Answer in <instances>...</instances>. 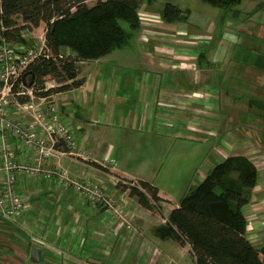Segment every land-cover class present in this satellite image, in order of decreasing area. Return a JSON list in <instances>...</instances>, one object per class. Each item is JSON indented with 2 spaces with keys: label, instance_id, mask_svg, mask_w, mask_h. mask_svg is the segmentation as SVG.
I'll return each instance as SVG.
<instances>
[{
  "label": "crops",
  "instance_id": "0c3cea01",
  "mask_svg": "<svg viewBox=\"0 0 264 264\" xmlns=\"http://www.w3.org/2000/svg\"><path fill=\"white\" fill-rule=\"evenodd\" d=\"M253 4L256 5L255 2ZM253 9L255 16L261 15L259 21L246 22L244 19H230L227 15H223L216 23L207 18L194 29L185 22L170 24L162 21L158 26L150 27L157 36L147 43L140 40V32L143 29L140 25V29L135 32L134 42L130 43V39L122 48L125 50L120 54L111 56L113 51L101 59L80 66V77L85 80L80 88L53 94L47 98L31 96L30 100L24 104L12 100L10 112L14 118L27 123L32 120L36 112H46L48 107L55 103L63 121L70 127L76 138L77 153L84 154L88 148L95 149L97 146L96 140L92 137L96 133L95 126L116 123L124 126L129 122H135L147 127L153 120V108L164 110L162 113L168 123L182 121L189 129L205 133L214 138L215 142L217 141L214 153L201 159L198 154L194 155L199 160L195 169L199 173L194 172L196 176L193 177V185L200 184L215 165L229 156H246L257 168V185L251 191L250 202L242 211L247 220V239L254 247L260 248L264 245V167L260 168L258 165L264 166L261 159L264 157H256L250 148H253V151L259 149L260 153L261 147L255 141L264 143V130L261 129V126H264V109L256 107L257 104L264 106V68L259 65V57L264 54V46L259 49L255 47L256 40L260 44L264 43L262 40L264 27L261 25L264 7ZM15 45L21 48L26 44ZM251 51L258 52V55L249 53ZM64 52L69 53L67 49ZM109 62L116 63L115 67L120 69H132L139 66L147 71V80L141 84L147 103L137 104L123 115L120 112V106H112V100L107 99V94L109 93L110 98V94L114 92L116 81L114 75L109 80L99 79L100 71ZM157 78L163 84L159 83ZM166 83L180 90L176 93ZM155 91L158 96L155 95ZM215 93L222 95L223 101L214 100ZM201 95L206 98L199 97ZM191 98H194V102H188ZM200 98L205 100L197 102ZM182 99L184 102H181ZM101 101L104 106H100ZM216 106L222 107V122L221 114L218 117V114L214 113ZM184 112H189L186 119H184ZM40 132L43 133L41 129ZM252 141L255 142L253 146L249 145ZM261 153L260 155H264L263 152ZM98 154L101 158L106 156L104 153L101 155L99 151ZM16 155L20 160L30 161V153L22 149L17 148ZM111 172L117 177L137 180L119 172L116 168L111 169ZM35 180L20 176L17 184L18 192L30 200L34 206L45 208L47 214L53 217L58 204L65 206L64 198L69 195L67 192L69 190L61 188L56 180L43 179L36 183L33 182ZM158 194L167 201L163 205L165 218L162 222L164 223L170 211L177 208L180 201H172L161 194L159 189ZM118 202V216L124 214V220L132 224L135 219V209L143 208L126 192L120 193ZM74 208L78 211L83 210V214L80 213L76 219L78 223L88 222L94 229L93 234L97 233L101 239L111 238V241L108 238L109 249H112L116 256L118 249L123 251L122 246L126 242L129 243L134 254L133 264H150L151 261H156L155 264H180L177 260L183 259L186 255H189L191 264H195L188 245L181 246L172 240L159 239L153 233L151 238L144 235L138 238L135 229L131 234L126 228L123 229L120 223L117 224V233L113 235L109 233V224L106 223L110 218H106L103 212L99 214L102 219L100 222L96 220L99 215L91 213L89 207L84 206L83 201L80 206L77 205ZM33 213L31 216L35 217ZM41 214L46 215L44 211ZM60 215L63 216L59 214L55 218L57 219ZM68 217L69 215H66L62 220L67 222ZM122 233L124 236L121 235ZM44 240H46L44 237L34 238L33 243L41 245ZM170 247L174 248L176 257L170 255ZM36 249L40 251V255L48 254L50 251L47 243Z\"/></svg>",
  "mask_w": 264,
  "mask_h": 264
},
{
  "label": "rangeland",
  "instance_id": "374dc122",
  "mask_svg": "<svg viewBox=\"0 0 264 264\" xmlns=\"http://www.w3.org/2000/svg\"><path fill=\"white\" fill-rule=\"evenodd\" d=\"M95 2L96 0H86L88 6L94 5ZM166 2L165 0H157L147 4L144 1L141 7L146 11L160 14V10ZM169 2L188 12L185 23L192 29L200 26L207 18L216 23L223 15H227L230 19H244L246 22L259 21L261 15L255 16L253 8L262 9L264 7L263 0H239L238 3L227 10L213 7L201 0H170ZM254 2L256 5L253 4ZM261 25L264 27V17ZM122 26L127 32H130L126 24ZM45 32L46 27L44 24H40L38 28L31 31L22 32L26 42L25 47L34 46L40 48L44 42ZM135 36V33L131 34L130 43L134 42ZM262 36H264V33ZM262 40L264 41L263 38ZM10 45L16 46L15 44ZM263 46L264 43L260 44L256 40V49L263 48ZM123 50L125 48L116 50L111 56L120 54ZM249 53L258 55V52L254 51ZM262 55L258 56L260 58L259 65L264 68V56ZM115 65L116 63L109 62L106 67L104 66L100 71L99 79L105 80L107 78L109 80L114 75L116 80L114 82V92L110 94V98L108 93L107 99L112 100V106H120L119 109L123 115L133 109L134 106H137V104L147 103L141 84H143L144 80L146 82L148 76H146L147 71L139 66H135L132 69H120L116 68ZM156 80L159 81L158 78ZM160 82L163 84L161 80ZM50 84L53 83H48L47 86H50ZM144 84L146 85L147 83ZM167 86L176 93L180 90L170 84ZM155 93L158 96L156 91ZM203 97L206 98L205 96ZM194 98H191V101L188 102H194ZM204 98L197 99V102L204 101ZM13 99V96H11V101ZM213 99L223 101L224 97L215 93ZM181 102H184V100L182 99ZM100 106H104L103 101H101ZM256 107L264 109V106L259 104ZM214 110H216L217 113H214L218 114V117L221 114L220 121L222 122V107L216 106ZM162 112L164 110H160V108H153V120L150 121L147 127L135 122H129L124 126H120L117 123L115 125L100 124L95 126L96 133L92 137L96 140L97 146L95 149L88 148L84 154L82 152L78 154L79 152L77 153L76 149L68 150L62 141L57 138L54 140V145L59 144V148H55L56 151L61 152L66 149L78 155L66 153L62 156L54 154V156L50 157L48 163L44 165V169L51 171L62 169L66 172V177L69 180L95 184L102 188L109 197L116 200L118 208V197L121 191L117 190L115 185L117 182L126 183L111 172V167L104 160V158L113 157L116 160L115 168L119 172H123L130 178L148 182L158 188L161 194L166 195L174 202H179L191 188L196 186L192 184V181L194 180L193 177L199 173L195 171L199 160L194 155L198 154L201 159L210 153H214L217 141L215 142L214 138L205 133L189 129L187 124H183L182 121L168 123ZM184 113V119H186L189 112ZM184 123L186 122L184 121ZM261 129L264 130V126H261ZM255 142L260 145L261 152L264 154V143L260 144L257 140ZM255 142L252 141L249 145L253 146ZM250 150L256 157H264V155H260L262 153H259V149L253 151V148H250ZM98 151L101 155L104 153L106 156L101 158ZM261 159L264 162V158ZM258 167L263 168L264 166L259 164ZM40 180L43 179L37 178L33 182L36 183V181ZM52 180H56L59 183L57 175L53 176ZM137 180L131 181L137 185ZM68 190L69 195L64 198V202L66 201L64 203L65 206L58 204L53 217L51 214H47L45 208L38 206H34L35 212L33 214L36 215L35 217L31 216V214H26L23 218L21 217L16 222H12L0 216V264H133L134 254L129 243L126 242L122 246L123 251L118 249V255L116 256L112 252L113 250L109 249L111 238L108 237L110 241L108 238L101 239L97 233L93 234L94 229L88 222H77L78 220L76 219L80 213L83 214V210L79 209L80 211H78L74 206H80L81 201H83L84 206L89 207L91 213L99 215L103 212L106 218H110L106 223L109 224V233L113 235L117 233V224L120 223L123 229L126 228L125 215L122 214L119 217L118 214L115 216L106 214L104 212L105 209L101 208V205L92 208L91 203L85 201L83 195L74 193L71 188H68ZM126 193L128 194V192ZM42 211L45 212V216H42ZM117 211L119 212L118 209ZM163 213L161 216L151 214L141 208L135 209L133 226L129 221L127 222L137 231L136 236L138 238L144 236H150L151 238L155 228L163 224L162 220L165 218ZM59 214H63V216L60 215L56 219L55 216ZM66 215H69V217L67 222H64L62 219ZM96 220H102L100 215ZM122 232L124 233V230ZM123 233L121 234L122 236H124ZM42 237L46 238L44 243L49 245L50 251H48V254H41L42 260L40 255L38 263H33L30 260L31 250L44 245V243H41V245L35 244L33 240L34 238L40 239ZM169 253L172 257H176L174 248L170 247ZM175 259L177 260V258ZM147 261L149 262V260ZM177 261L180 264H191L189 255H186L183 259L179 258ZM155 263L156 261L150 262V264Z\"/></svg>",
  "mask_w": 264,
  "mask_h": 264
},
{
  "label": "trees",
  "instance_id": "16d2710c",
  "mask_svg": "<svg viewBox=\"0 0 264 264\" xmlns=\"http://www.w3.org/2000/svg\"><path fill=\"white\" fill-rule=\"evenodd\" d=\"M144 1L151 4L157 0H96L92 6L86 0H0V45L26 44L22 32L40 24L46 27L43 55L13 82V100L24 104L31 96L47 98L80 88L85 81L80 77L82 64L122 49L131 34L140 29L138 10ZM165 1L160 10L162 21L185 22L188 12ZM201 1L226 10L239 2ZM55 147L58 149L59 144ZM119 178L126 184L117 182V190L128 192L140 207L162 216L167 201L155 186L141 180L135 185ZM257 181L258 170L246 156L225 158L188 191L165 222L155 228L154 235L188 245L195 264H264V245L256 248L247 239V220L242 211Z\"/></svg>",
  "mask_w": 264,
  "mask_h": 264
},
{
  "label": "built area",
  "instance_id": "2783aa9c",
  "mask_svg": "<svg viewBox=\"0 0 264 264\" xmlns=\"http://www.w3.org/2000/svg\"><path fill=\"white\" fill-rule=\"evenodd\" d=\"M138 17L140 25L143 26L140 40L147 43L157 36L152 28L158 26L162 18L160 14L146 11L143 7L138 10ZM43 52L44 42L40 48L34 46L18 48L7 43L0 45V216L15 222L22 216L33 213L34 204L18 192L20 176L51 180L55 175L61 188H71L74 193L83 195L84 200L91 203L92 208L101 205L106 214L115 216L118 214L116 200L109 197L102 188L89 182L69 180L62 169L58 171L44 169V165L54 154L62 156L66 154L63 151H56L54 140L58 138L70 151L77 147L76 138L63 121L55 103L49 106L46 112H36L27 123L14 118L10 112L13 82L31 62L43 55ZM28 94L31 95L30 92ZM17 148L30 153V161L20 160L16 155ZM104 160L111 169H115V158L108 157ZM125 223L126 229L132 234L134 228L128 222Z\"/></svg>",
  "mask_w": 264,
  "mask_h": 264
},
{
  "label": "water",
  "instance_id": "95a60500",
  "mask_svg": "<svg viewBox=\"0 0 264 264\" xmlns=\"http://www.w3.org/2000/svg\"><path fill=\"white\" fill-rule=\"evenodd\" d=\"M30 85H28L29 87ZM30 260L31 262L33 263H38L40 261V251L36 248H34L32 251H31V254H30Z\"/></svg>",
  "mask_w": 264,
  "mask_h": 264
},
{
  "label": "clouds",
  "instance_id": "9594fccd",
  "mask_svg": "<svg viewBox=\"0 0 264 264\" xmlns=\"http://www.w3.org/2000/svg\"><path fill=\"white\" fill-rule=\"evenodd\" d=\"M235 39V38H234Z\"/></svg>",
  "mask_w": 264,
  "mask_h": 264
}]
</instances>
